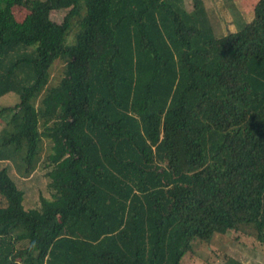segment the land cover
Masks as SVG:
<instances>
[{"label": "trees", "instance_id": "16d2710c", "mask_svg": "<svg viewBox=\"0 0 264 264\" xmlns=\"http://www.w3.org/2000/svg\"><path fill=\"white\" fill-rule=\"evenodd\" d=\"M8 94L0 264H182L216 234L263 251L264 0L227 35L204 0H0Z\"/></svg>", "mask_w": 264, "mask_h": 264}, {"label": "rangeland", "instance_id": "374dc122", "mask_svg": "<svg viewBox=\"0 0 264 264\" xmlns=\"http://www.w3.org/2000/svg\"><path fill=\"white\" fill-rule=\"evenodd\" d=\"M44 2L45 0H31ZM257 0H204L207 8L210 21L214 27L217 35H227L229 32H234L241 29L246 23L253 18V7ZM187 7L192 6V0H185ZM13 15L17 21H21L23 17L28 13L23 7H14L12 9ZM69 8L62 10H51L49 19L53 22L60 24L68 12ZM74 28L71 34L67 38V44H71L74 38ZM65 61H56L50 69V77L48 86L56 85L64 77ZM18 102V97L15 94H8L0 98V107L6 105H12ZM14 112H8L6 117H2L0 120V131L3 128V124L8 122L9 118ZM47 142L45 141L44 148H47ZM46 150V149H45ZM46 152V151H45ZM15 172V161L10 160ZM38 172V171H37ZM37 172L28 179H25L23 188L26 190L25 205L30 207L34 204L37 197V189L42 187L45 180L36 176ZM36 176V177H35ZM40 176V175H39ZM193 251L195 256L190 257L189 254L185 255L181 261L182 264H222L224 255L232 256L246 264H264V247L263 251L254 252L250 249L243 248V245L237 243L234 240V234L227 235H214L209 245L195 242L193 243Z\"/></svg>", "mask_w": 264, "mask_h": 264}]
</instances>
